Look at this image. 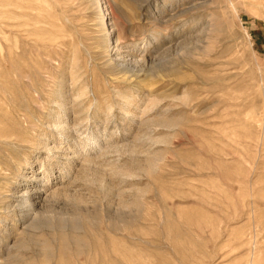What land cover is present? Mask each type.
<instances>
[{"label":"rangeland","instance_id":"rangeland-1","mask_svg":"<svg viewBox=\"0 0 264 264\" xmlns=\"http://www.w3.org/2000/svg\"><path fill=\"white\" fill-rule=\"evenodd\" d=\"M0 264H264V0H0Z\"/></svg>","mask_w":264,"mask_h":264},{"label":"bare ground","instance_id":"bare-ground-1","mask_svg":"<svg viewBox=\"0 0 264 264\" xmlns=\"http://www.w3.org/2000/svg\"><path fill=\"white\" fill-rule=\"evenodd\" d=\"M117 56V55H116ZM122 58V57H121ZM26 201V200H25Z\"/></svg>","mask_w":264,"mask_h":264}]
</instances>
